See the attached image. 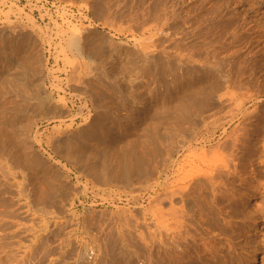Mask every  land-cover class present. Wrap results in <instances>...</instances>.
<instances>
[{"label": "rangeland", "instance_id": "rangeland-1", "mask_svg": "<svg viewBox=\"0 0 264 264\" xmlns=\"http://www.w3.org/2000/svg\"><path fill=\"white\" fill-rule=\"evenodd\" d=\"M168 3L0 0V264H264V0Z\"/></svg>", "mask_w": 264, "mask_h": 264}, {"label": "bare ground", "instance_id": "bare-ground-1", "mask_svg": "<svg viewBox=\"0 0 264 264\" xmlns=\"http://www.w3.org/2000/svg\"><path fill=\"white\" fill-rule=\"evenodd\" d=\"M148 1V0H147ZM153 1V0H152ZM154 1H156V2H158V3H162V4H164V3H168V0H154ZM172 3V2H171ZM169 4V3H168ZM151 5V4H150ZM159 6V5H158ZM158 6H155V7H158ZM173 6V5H172ZM150 7V6H149ZM161 9V8H160ZM149 12V11H148ZM169 12H171V13H169ZM158 17V16H157ZM156 17V18H157ZM161 19L160 20H158V21H160L161 22V25H162V27H164V26H169V24H171L170 23V21H171V19H173V21L177 18V17H175V12L173 11V10H171L170 9V11H169V9L166 7V6H164V8H163V10H162V14H161V17H160ZM147 19H149V18H147ZM158 19V18H157ZM204 19H201V18H196V22L194 23V24H198V25H200L201 24V22L203 21ZM156 21V20H155ZM154 21V22H155ZM157 21V22H158ZM149 23V22H148ZM159 23V22H158ZM157 23V24H158ZM151 24V23H150ZM173 24V23H172ZM146 26V25H145ZM151 27V26H150ZM160 26H158V28H159ZM149 28V27H148ZM159 29H161V28H159ZM148 32V31H147ZM76 38V37H75ZM149 44V43H148ZM147 44V45H148ZM69 45H71L72 47H75L76 48V50H77V52H79L80 51V47H79V42H78V40H76V39H73L72 41H70V44ZM147 48L149 47L150 48V45H148V46H146ZM83 48V47H82ZM163 53L164 54H166L164 51H163ZM161 58H162V60L163 61H168V60H166L165 58H163V56H161ZM194 58L193 57H191V59L190 60H193ZM200 61V60H199ZM202 61V60H201ZM147 62H149V58L148 57H146L145 58V63H147ZM179 62H181L180 60H179ZM204 65V64H203ZM206 68H209V67H206ZM28 78H26L24 75H15V76H13L12 78H10V79H8V78H1L0 77V87H2L3 85L5 86V85H7V84H12V85H15L16 86V88H18V90L20 91V92H22L24 95H26L27 93L24 91V90H26V88H27V85H26V81L28 82V80H27ZM40 81H41V79L40 78H37V77H34L32 80H30V84H32L33 85V87L34 88H38V86H40ZM29 83V82H28ZM98 87H99V85H98ZM87 89V88H86ZM95 90V89H94ZM94 90H89V91H91V93H93V94H91V93H89V92H87L88 94H90L89 96H92V99H93V97H94V99L96 98V97H98L97 96V94H95V92H94ZM35 91L37 92V94L39 95L37 98H36V104L37 105H39V108H36V110L34 111V113L29 117V118H27V124H25V126L26 127H28V126H30V123H34V121L38 118V117H40V116H42V118H48V117H50L51 115L53 116L54 114H58V115H60L63 111H64V108L63 107H61L60 106V104H58V103H54L55 105H51L50 103H46V100H45V98L43 97V96H41L40 95V93L38 92V90L37 89H35ZM30 95V94H29ZM94 95V96H93ZM78 97H80V96H78ZM90 98V97H89ZM99 99V98H98ZM105 99V98H104ZM96 100H97V98H96ZM95 100V101H96ZM88 101V100H87ZM92 101V100H91ZM95 101H92V102H95ZM102 102V101H101ZM97 103V102H96ZM104 102H102V104H103ZM33 104H35V103H33ZM84 104V103H83ZM85 104H86V102H85ZM85 104H84V106H85ZM87 105V104H86ZM104 105V104H103ZM96 106V105H95ZM33 108V107H32ZM64 113V112H63ZM58 117V116H57ZM51 118V117H50ZM74 142V143H73ZM73 142H72V139L70 140V139H67V140H65L64 142H59L58 144H56V146H54V148H55V150H57V154L58 155H63L64 157L63 158H65L66 157V159L67 158H74V159H76V149H77V142L76 141H74L73 140ZM84 142V141H83ZM54 150V149H53ZM98 150V149H97ZM56 152V151H55ZM91 153H93V151L91 152ZM65 159V160H66ZM73 159V160H74ZM69 160H72V159H69ZM86 163H87V160H86ZM90 165V164H89ZM91 165H93V164H91ZM87 166V165H86ZM98 167V166H97ZM92 168H94L93 166H92ZM92 168H91V170H92ZM99 168H100V166H99ZM99 168L97 169V170H99ZM90 169V168H89ZM95 170V168L92 170V171H94ZM102 170V169H101ZM100 170V171H101Z\"/></svg>", "mask_w": 264, "mask_h": 264}]
</instances>
